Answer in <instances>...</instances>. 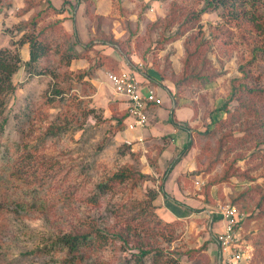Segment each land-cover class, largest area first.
<instances>
[{
    "label": "rangeland",
    "instance_id": "obj_1",
    "mask_svg": "<svg viewBox=\"0 0 264 264\" xmlns=\"http://www.w3.org/2000/svg\"><path fill=\"white\" fill-rule=\"evenodd\" d=\"M239 1L247 14L264 15V0ZM204 8V0H0V47L20 50L23 59L29 43L20 48V40L54 24L42 40L52 49L35 64L39 73L22 67L15 89L0 95V264H62L57 238L94 225L127 241L86 250L83 264H228L217 241L224 224L214 217L237 196L245 214L237 242L250 264H264V216L246 220L264 193V135L253 116L231 114L233 78L243 75L241 65L258 64L254 31L222 6ZM187 17L186 32L162 41ZM123 60L140 80L163 69L169 77L144 85L163 101L148 109L147 127L117 129L126 103L107 72ZM62 88L68 92L56 96ZM52 97L61 101L51 104ZM54 127L58 134H48ZM22 155L28 164L17 169ZM124 169L149 176L118 181L100 204L88 202ZM162 184L189 208L168 201ZM139 210L149 227L131 220ZM145 238L153 251L138 263Z\"/></svg>",
    "mask_w": 264,
    "mask_h": 264
},
{
    "label": "trees",
    "instance_id": "obj_2",
    "mask_svg": "<svg viewBox=\"0 0 264 264\" xmlns=\"http://www.w3.org/2000/svg\"><path fill=\"white\" fill-rule=\"evenodd\" d=\"M90 2V0H78V2ZM205 1V8L208 7H217L222 6L225 9L228 10L230 14V18L233 20H240L247 25H250L251 31H254L253 37H254V44H255V55L254 59L258 61V64L256 63L254 66L250 64V62H247L240 66V70L242 71L243 75L241 77H235L232 80V88H231V98L236 99L238 101V104L236 105V108L231 111V114L236 116H244L246 118L253 116L254 121L257 122V128L259 130V134L263 136L264 135V15L258 14L256 12H253L251 15L247 14V10L242 7L239 0H204ZM26 7L25 9H27ZM24 9V10H25ZM28 12V11H27ZM190 13L194 14L196 17H200V14L197 10H190ZM176 14L172 16L171 21H175ZM189 19L187 17L186 19H179L182 25H180V30H178L176 33L172 35H165L162 39V41H167L168 39H174L179 37L183 32H186L188 29L186 25V20ZM34 23L36 21H33ZM54 25V24H53ZM52 26H48L47 28L41 29V31L36 34L32 35L31 38L25 37L20 40V48L25 44L29 43V57L27 60L22 58L20 50H17L15 53L12 52L11 48H2L0 47V95L5 90H14L15 85L13 84V76L14 74L20 70L22 67L25 68L30 74H37L39 73L37 67L35 64H37L38 61H40L46 54L52 49L49 44H44V41H42L46 37V31L50 28H53ZM54 32H51L53 34ZM165 34V33H164ZM109 41L111 44H118L120 41L113 40V37H110V39L105 40ZM114 42V43H113ZM201 45H198L197 50H199ZM70 48H72V44H70ZM67 51V49H65ZM191 55L193 53H190ZM130 57V56H129ZM252 58V59H253ZM251 59V60H252ZM130 64V61H128ZM259 64L262 65V67H259ZM118 70V69H117ZM112 70V71H117ZM120 70V69H119ZM118 70V71H119ZM146 74V72H145ZM161 80L165 82L168 80V75L166 73V70L163 69L160 71ZM149 77V76H148ZM161 81V82H162ZM65 88L62 89H56L55 93L56 96H63L65 94ZM48 100V99H47ZM50 102H53L51 104H58L57 102H60L61 99L52 97V99H49ZM227 106V103H226ZM117 112V111H116ZM118 114V113H117ZM172 121H174V112L172 111ZM117 122V129H125L127 126V117H128V111L124 109L121 111L120 115H115ZM211 130V129H209ZM213 130V129H212ZM59 127H54V129H49L48 134H58ZM203 135L211 134V132H204ZM189 144V143H188ZM190 145V144H189ZM187 145L186 147L188 148ZM190 148V146H189ZM188 148V149H189ZM25 155H22V157L19 156L18 162L16 161L15 164L21 163L17 166V169L21 168L23 163L28 164V160L22 161ZM180 158V157H178ZM176 159V161L178 160ZM174 165L170 166L169 169L166 171L168 174L172 170ZM230 173V169H228ZM141 178H147L149 175L145 174L141 171H138L137 173ZM136 173L132 171L131 169H124L117 173H114L109 179H107L104 182H101L97 185L98 191L95 193L93 192L91 195L87 197V200L91 204H100L102 197L105 196L106 193L113 190L114 186L118 181L123 182L124 180L132 179L134 180L135 184L138 182L136 176ZM147 175V176H146ZM227 175H223L221 177H218L219 181L226 180ZM215 179V180H216ZM164 184L161 185V189L159 190V193L164 195L168 201H173L177 203L181 207H185V210H187L189 207L184 205V203L180 202L177 199H174L171 197L164 189ZM158 192H153L151 198H156L158 196ZM240 197H234L231 201L233 205L236 206L237 203H239ZM259 207L258 213L252 212L250 215L246 217L247 219L255 218L264 216V193L261 195V199L259 201V204H257ZM0 209L1 203H0ZM142 212L139 210L138 216L134 215L131 220L136 221L137 219H140V223H137L138 225L147 226L149 227V223L147 220V214H144V211ZM245 218V214L242 210H239V218L237 220V223L235 225V228L238 229L240 227L241 223L243 222ZM215 220H218V215L215 214L214 217ZM245 220V221H246ZM149 229V228H147ZM148 234L149 232H146ZM218 233V232H217ZM134 234H137V229H134ZM155 235V233H153ZM219 235V233H218ZM121 239L124 241L126 240V236L122 233L118 232L117 230L114 232H111L110 230H103L101 227L94 225L88 230L85 231H72L70 233L61 235L57 238V241L55 244H58L59 248L64 249L66 251L65 253V259L62 261V264H83L84 258H85V251H97L105 249L106 245L108 244V241L110 240H117ZM150 241L145 238L143 241V246H139L138 253H136V260L138 263H143V260L148 254L153 251V246H150ZM222 248V246H221ZM155 253V252H154ZM159 256V252L155 253V259ZM98 264H110L109 262H99Z\"/></svg>",
    "mask_w": 264,
    "mask_h": 264
},
{
    "label": "built area",
    "instance_id": "obj_3",
    "mask_svg": "<svg viewBox=\"0 0 264 264\" xmlns=\"http://www.w3.org/2000/svg\"><path fill=\"white\" fill-rule=\"evenodd\" d=\"M130 65V64H129ZM107 78L126 103L128 111L127 127H147L150 125L147 114L152 105H161L162 98L150 88L144 91L143 81L140 80L138 71L134 68L107 72ZM218 217L223 221V230L218 235V243L222 246V254L228 264H250L251 255L237 241L235 225L239 218V210L235 205L227 204L221 207ZM228 252V253H227ZM224 259V262L226 260Z\"/></svg>",
    "mask_w": 264,
    "mask_h": 264
},
{
    "label": "crops",
    "instance_id": "obj_4",
    "mask_svg": "<svg viewBox=\"0 0 264 264\" xmlns=\"http://www.w3.org/2000/svg\"><path fill=\"white\" fill-rule=\"evenodd\" d=\"M24 56V55H23ZM24 59L25 60H27L28 58L26 57V55L24 56ZM123 65L120 67V70H125V69H129L130 68V66H131V68L132 67H134V66H132L131 64L129 65V63H127V60H126V62H125V60H123ZM134 69H136V68H134ZM137 71H139V69L137 68L136 69ZM138 74H139V72H138ZM150 74V73H149ZM156 75V74H155ZM155 75H153V74H151L150 76L149 75H144L142 78H141V80L142 79H144V80H142L143 81V84L145 85H148L149 87H151V86H153L154 84L153 83H157V84H160V76L158 75V77H155ZM140 76V75H139ZM149 76V77H148ZM153 82V83H152ZM166 82V81H165ZM165 82H164V84H165ZM121 105H122V103H121ZM157 106H159V105H152L149 109H151V108H156ZM164 154V153H163ZM169 176V175H168ZM172 176V175H171ZM222 224H220V226L217 228L218 230H221L222 229ZM224 263H226V262H224Z\"/></svg>",
    "mask_w": 264,
    "mask_h": 264
}]
</instances>
